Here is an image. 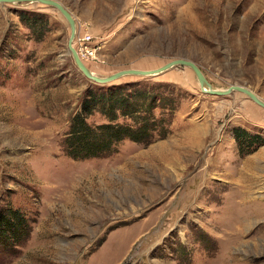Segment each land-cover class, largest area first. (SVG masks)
I'll use <instances>...</instances> for the list:
<instances>
[{
  "label": "rangeland",
  "instance_id": "obj_1",
  "mask_svg": "<svg viewBox=\"0 0 264 264\" xmlns=\"http://www.w3.org/2000/svg\"><path fill=\"white\" fill-rule=\"evenodd\" d=\"M53 1L91 38L81 62L92 75L187 60L213 90L240 86L264 102V0ZM69 37L53 8L0 5V218L19 212L28 224L0 264H264V145L245 156L233 135L264 139V110L238 92H202L187 67L91 84ZM129 86L159 98L164 136L68 158L84 93Z\"/></svg>",
  "mask_w": 264,
  "mask_h": 264
},
{
  "label": "trees",
  "instance_id": "obj_2",
  "mask_svg": "<svg viewBox=\"0 0 264 264\" xmlns=\"http://www.w3.org/2000/svg\"><path fill=\"white\" fill-rule=\"evenodd\" d=\"M158 100L136 86L117 90L91 87L82 96L79 111L70 121L63 142L66 156L74 161L106 158L116 154L124 141L147 145L156 137L164 136L167 122L153 113L160 108ZM95 113L105 122L90 126L87 119ZM120 117L125 122H118ZM233 135L240 153L245 156L264 145L263 138L240 129H235ZM27 228L19 212L12 211L0 218V255H13L26 239Z\"/></svg>",
  "mask_w": 264,
  "mask_h": 264
},
{
  "label": "water",
  "instance_id": "obj_3",
  "mask_svg": "<svg viewBox=\"0 0 264 264\" xmlns=\"http://www.w3.org/2000/svg\"><path fill=\"white\" fill-rule=\"evenodd\" d=\"M20 3H38L50 8H53L56 10L68 23L69 28H70V37L67 43V49L70 53V55L73 58V61L78 68V70L83 74V76L89 80L91 84H97V85H107L110 84L118 79H120L123 76H140V77H153L160 75L161 73L169 70L170 68L173 67H187L192 70L194 73L199 86L201 89L203 87H207L208 91L205 92L208 95L212 96H226L229 95L233 92H238L241 93L245 96H247L253 103H255L257 106L262 108L264 110V102L260 100L254 93L249 91L248 89L240 86H230L227 90L224 91H218V90H213L210 84L207 82L205 77L203 76L202 72L200 69L191 61L187 60H174L172 62H169L165 64L163 67L158 68L156 70H150V71H139V70H124V71H119L116 72L110 76L104 77V78H99L95 75H91L89 70L85 67V65L79 60L75 50L73 49L72 43L75 37V22L71 16V14L58 2L53 1V0H0V5H5V4H20Z\"/></svg>",
  "mask_w": 264,
  "mask_h": 264
},
{
  "label": "built area",
  "instance_id": "obj_4",
  "mask_svg": "<svg viewBox=\"0 0 264 264\" xmlns=\"http://www.w3.org/2000/svg\"><path fill=\"white\" fill-rule=\"evenodd\" d=\"M90 37L88 36L86 40H84V38H79L77 36L74 37V45L76 46H85L86 44L90 43ZM79 56L81 57V59H88L92 56H94V50L92 47L86 45L85 47H83L82 49H77Z\"/></svg>",
  "mask_w": 264,
  "mask_h": 264
},
{
  "label": "bare ground",
  "instance_id": "obj_5",
  "mask_svg": "<svg viewBox=\"0 0 264 264\" xmlns=\"http://www.w3.org/2000/svg\"><path fill=\"white\" fill-rule=\"evenodd\" d=\"M75 52H76V54H77L79 60L82 61V59H81V57L79 56L78 52H77L76 50H75ZM69 54H70V53H69ZM91 75H92V74H91ZM201 90H202V92H204V93L208 91V90H206V87H203ZM190 136H191V135H190ZM188 137H189V135H188Z\"/></svg>",
  "mask_w": 264,
  "mask_h": 264
}]
</instances>
